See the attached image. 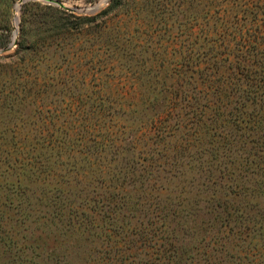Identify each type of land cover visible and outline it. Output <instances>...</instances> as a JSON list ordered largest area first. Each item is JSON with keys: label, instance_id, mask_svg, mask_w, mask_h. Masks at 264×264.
<instances>
[{"label": "trees", "instance_id": "obj_1", "mask_svg": "<svg viewBox=\"0 0 264 264\" xmlns=\"http://www.w3.org/2000/svg\"><path fill=\"white\" fill-rule=\"evenodd\" d=\"M225 5L199 31L186 27L188 45L152 51L151 91L129 102L106 79L95 97L75 70L24 87L26 98L51 94L54 108L67 99L68 111L52 115L48 143H4L0 264H74L70 242L94 264H144L137 248L112 262L139 239L157 248L154 264H185L203 238L239 239L254 208L264 220V0ZM36 44L23 32L16 52ZM124 51L110 46L114 73L127 74Z\"/></svg>", "mask_w": 264, "mask_h": 264}, {"label": "rangeland", "instance_id": "obj_2", "mask_svg": "<svg viewBox=\"0 0 264 264\" xmlns=\"http://www.w3.org/2000/svg\"><path fill=\"white\" fill-rule=\"evenodd\" d=\"M214 1L121 0L119 8L111 12V19L104 25L99 12L111 0H0V158L5 145L19 151L13 142L24 134L31 145L37 140L42 142L45 136L44 141L48 143L50 131L47 129L51 126L52 115L68 111L67 99L54 108L55 105L50 104L51 94L46 93L43 99L26 98L25 86L47 84L55 74L59 76L58 71L68 76L75 70L83 76L89 91H95V97L102 79H106L111 81L110 90L128 97V102L132 97L138 98L151 91L146 80L150 65L157 62L152 51L157 52L161 46H169L170 52L178 51L189 44V39L183 35L186 27H194L196 31L210 14H221L225 4L236 2L217 0L213 5ZM47 5L51 7L46 8ZM62 10L68 13L62 14ZM23 32L38 45L37 50L33 49L25 58L22 51L16 52ZM110 46L125 49L127 74L114 73L116 62H109ZM154 68L157 67H153L152 72ZM42 124H47L41 127L44 130L35 131ZM49 144L50 147L54 145ZM261 209L252 210L256 219L244 222V232L239 239L217 241L215 236H209L197 241L191 254L193 258L189 257L185 264H264ZM146 243L139 239L137 243L116 247L112 262L120 263L121 258L134 255L137 248L141 260H146L144 264H154L158 250ZM78 245L68 243L74 264H94L92 256L85 258L77 252L80 251ZM97 249L98 258L107 260L105 245L98 244ZM124 249L130 252L120 251ZM39 250L37 247L36 251Z\"/></svg>", "mask_w": 264, "mask_h": 264}, {"label": "water", "instance_id": "obj_3", "mask_svg": "<svg viewBox=\"0 0 264 264\" xmlns=\"http://www.w3.org/2000/svg\"><path fill=\"white\" fill-rule=\"evenodd\" d=\"M22 1H26V0H22Z\"/></svg>", "mask_w": 264, "mask_h": 264}]
</instances>
